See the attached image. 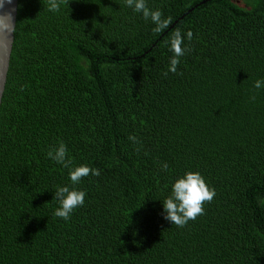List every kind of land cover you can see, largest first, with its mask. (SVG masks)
I'll use <instances>...</instances> for the list:
<instances>
[{
	"label": "trees",
	"instance_id": "obj_1",
	"mask_svg": "<svg viewBox=\"0 0 264 264\" xmlns=\"http://www.w3.org/2000/svg\"><path fill=\"white\" fill-rule=\"evenodd\" d=\"M202 1L146 0L172 17L154 33L125 0L57 13L18 0L0 104V264H264V0ZM177 27L193 32L192 51L172 73ZM60 142L73 166L101 172L75 185L85 202L68 221L53 196L69 169L47 157ZM188 171L216 196L179 228L163 201Z\"/></svg>",
	"mask_w": 264,
	"mask_h": 264
},
{
	"label": "clouds",
	"instance_id": "obj_2",
	"mask_svg": "<svg viewBox=\"0 0 264 264\" xmlns=\"http://www.w3.org/2000/svg\"><path fill=\"white\" fill-rule=\"evenodd\" d=\"M70 0H47L48 10L57 13L61 10V5L69 6ZM127 7L134 12L142 14L147 21L150 20L155 27L154 33H161L172 23V17L164 18L160 9L153 10L148 7L146 0H125ZM13 0H0V36H12L16 30L15 12L16 8L11 7ZM185 35L187 41L193 40V32L188 30L183 33L182 29L177 27L167 41L170 51L173 55L170 57L168 71L177 72L180 58L186 53L191 52L192 48L185 45ZM168 71L164 73L168 75ZM255 89L264 88V79L254 82ZM255 100L253 95L251 98ZM134 143H140L136 137L130 136ZM139 152V148L136 149ZM47 157L62 167L69 169V178L71 185L57 187L53 199L58 203L54 215L65 221H68L73 211L84 205L86 193L75 187L84 177L89 175L100 176L99 169L87 164L73 166L72 159L68 156L67 146L60 142L57 145L50 146L47 151ZM168 164L165 162L161 170L166 171ZM216 196L214 188L209 187L205 178L198 171H188L183 176L177 178L171 187V194L163 201L164 219L172 225L183 228L190 220H195L198 216L205 213L204 205L210 203Z\"/></svg>",
	"mask_w": 264,
	"mask_h": 264
},
{
	"label": "water",
	"instance_id": "obj_3",
	"mask_svg": "<svg viewBox=\"0 0 264 264\" xmlns=\"http://www.w3.org/2000/svg\"><path fill=\"white\" fill-rule=\"evenodd\" d=\"M205 1L206 0H203L202 2ZM17 5H18V0H13V5L11 7L16 8V12L14 14L15 23H16ZM13 38H14V34L12 36H0V104L6 83L7 72L9 68Z\"/></svg>",
	"mask_w": 264,
	"mask_h": 264
}]
</instances>
